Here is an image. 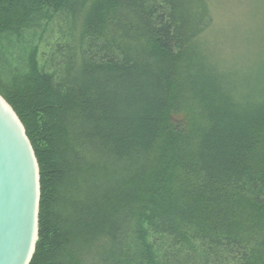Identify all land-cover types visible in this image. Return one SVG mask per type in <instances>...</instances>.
I'll return each mask as SVG.
<instances>
[{"label":"trees","instance_id":"obj_1","mask_svg":"<svg viewBox=\"0 0 264 264\" xmlns=\"http://www.w3.org/2000/svg\"><path fill=\"white\" fill-rule=\"evenodd\" d=\"M212 25L211 0H0L30 264H264V61L228 69Z\"/></svg>","mask_w":264,"mask_h":264},{"label":"water","instance_id":"obj_2","mask_svg":"<svg viewBox=\"0 0 264 264\" xmlns=\"http://www.w3.org/2000/svg\"><path fill=\"white\" fill-rule=\"evenodd\" d=\"M40 194L39 165L25 127L0 95V264H30Z\"/></svg>","mask_w":264,"mask_h":264},{"label":"rangeland","instance_id":"obj_3","mask_svg":"<svg viewBox=\"0 0 264 264\" xmlns=\"http://www.w3.org/2000/svg\"><path fill=\"white\" fill-rule=\"evenodd\" d=\"M211 4L213 25L205 37L209 53L236 73L257 68L264 61V0H211Z\"/></svg>","mask_w":264,"mask_h":264}]
</instances>
